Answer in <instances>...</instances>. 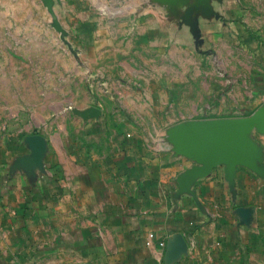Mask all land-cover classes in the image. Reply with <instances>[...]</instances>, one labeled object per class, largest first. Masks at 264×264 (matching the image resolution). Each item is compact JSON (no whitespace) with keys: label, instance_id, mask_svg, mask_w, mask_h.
<instances>
[{"label":"crops","instance_id":"0c3cea01","mask_svg":"<svg viewBox=\"0 0 264 264\" xmlns=\"http://www.w3.org/2000/svg\"><path fill=\"white\" fill-rule=\"evenodd\" d=\"M92 5H101L99 18L118 21V28L96 22ZM55 9L75 22L71 34L86 43L89 56L111 38L143 45L168 39V18L150 0H60ZM86 129L96 133L90 144L64 152L49 146L40 168L13 150H23L24 142L9 141L0 128L4 236L17 231L18 244L29 239L36 257L50 264H169L168 243L177 234L187 250L170 264H264V175L238 165L233 186L218 166L192 185L196 200L177 181L194 163L172 145L153 151L105 125ZM256 134L264 153V134Z\"/></svg>","mask_w":264,"mask_h":264},{"label":"rangeland","instance_id":"374dc122","mask_svg":"<svg viewBox=\"0 0 264 264\" xmlns=\"http://www.w3.org/2000/svg\"><path fill=\"white\" fill-rule=\"evenodd\" d=\"M91 7L104 16L101 5ZM216 9L221 19H201L199 48L188 27L168 19L167 41L111 38L89 56L86 43L71 34L75 22L60 15L77 55L51 26L42 0H0V128L9 141L24 142L22 152L13 150L33 160L27 138L40 135L46 160L49 146L64 152L90 144L96 133L86 126L100 124L155 151L171 146L167 131L179 123L252 114L264 104V0H225ZM90 107L102 116L84 120L74 113ZM2 222L0 264H50L36 257L29 239L18 244L17 231L4 236Z\"/></svg>","mask_w":264,"mask_h":264},{"label":"water","instance_id":"95a60500","mask_svg":"<svg viewBox=\"0 0 264 264\" xmlns=\"http://www.w3.org/2000/svg\"><path fill=\"white\" fill-rule=\"evenodd\" d=\"M225 0H150L154 6L165 11L168 19L174 20L179 27L186 26L197 48L205 39L201 19H221L223 15L216 9ZM60 0H42L51 16V26L60 33L61 39L77 55L66 39L67 30L62 26L56 12ZM74 113L83 118L98 119L103 112L98 107L85 110L75 109ZM264 134V104L249 116L192 119L179 123L167 131V138L176 155L190 159L194 164L177 178L179 191L189 193L196 200L192 185L201 177L208 176L216 167L224 166L226 179L235 184V170L238 165L245 166L259 175H264L263 148L253 138V132ZM27 142L32 149L34 164L43 168L42 158L46 142L40 135L30 136ZM200 205V202L198 201ZM187 250L182 235H175L168 243L165 260L173 263Z\"/></svg>","mask_w":264,"mask_h":264},{"label":"built area","instance_id":"2783aa9c","mask_svg":"<svg viewBox=\"0 0 264 264\" xmlns=\"http://www.w3.org/2000/svg\"><path fill=\"white\" fill-rule=\"evenodd\" d=\"M153 237H154V234H150V235H149L148 244L151 243V240L153 239ZM160 244H161V246H164V245H165L164 242H161Z\"/></svg>","mask_w":264,"mask_h":264}]
</instances>
